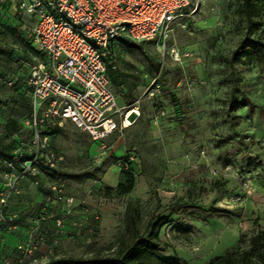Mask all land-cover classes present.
Listing matches in <instances>:
<instances>
[{"label":"rangeland","instance_id":"rangeland-1","mask_svg":"<svg viewBox=\"0 0 264 264\" xmlns=\"http://www.w3.org/2000/svg\"><path fill=\"white\" fill-rule=\"evenodd\" d=\"M6 1L0 2V21L7 24V29L0 24V49L16 45H11L10 61L0 53V140L14 141L13 155L22 152L28 158V118L20 120L19 132L9 137L3 126L10 115L18 116L11 109L14 88L26 83L30 63L18 66L14 60L25 54L32 64L40 56L34 44L33 49L26 47L9 31L14 25L11 15L19 14L23 21L32 18L17 8L20 0ZM240 4L190 0L181 19L184 26L173 27L164 48L156 42L137 43L140 48L117 42L112 47V70L135 89L133 99L144 98L155 79L162 89L155 97L140 98L134 104L138 114L130 116L132 124L103 141H93L68 121L42 133L47 150L62 158L57 168L63 193L73 202L50 204L49 186L56 178L40 172L33 186L44 197L23 216L22 242L34 228L35 253L48 259L115 256L134 236L145 234L150 221L163 216L167 222L159 232L162 249L157 253L163 260L204 264L249 246L252 234L264 228V48L259 45L264 43V0L252 26L242 18ZM242 40L257 48L229 63ZM5 73L11 83L1 77ZM8 168L0 161V211L16 218L10 207L20 185L16 192L11 186L21 170ZM129 172L132 188L120 193L117 186L128 184ZM56 218L63 219L60 227ZM0 240L2 255L16 262L19 250L6 248L1 234Z\"/></svg>","mask_w":264,"mask_h":264},{"label":"built area","instance_id":"built-area-1","mask_svg":"<svg viewBox=\"0 0 264 264\" xmlns=\"http://www.w3.org/2000/svg\"><path fill=\"white\" fill-rule=\"evenodd\" d=\"M189 6L190 0L18 2L17 8L35 17L21 23L20 30L42 56L29 65L27 80L31 95V112L27 117L32 134V148H28L30 155L24 159V154L19 152L13 160L3 162L14 170V162L22 160V169L12 180L11 188L15 192L20 177L30 176L34 178L33 184H38L36 177L42 170H48L56 174L54 184L49 186L52 191L50 204L71 205L73 198L64 195L63 178L57 168L62 158L60 154L47 150L42 139L44 128L60 127L68 121L93 141L100 142L130 126L132 112L138 114V111L117 105L105 58L117 42L123 45L156 42L164 48L173 27L182 25L181 19ZM172 53L178 57L175 48ZM161 89L155 79L147 88L146 96L155 97ZM0 200L3 202L4 198ZM13 219L0 211L2 227L15 229L16 226L11 224ZM62 222L61 218L55 219L57 227ZM33 231L34 228L26 242L18 246V260L13 262L3 258L1 264H41L48 260L46 255L35 253Z\"/></svg>","mask_w":264,"mask_h":264},{"label":"trees","instance_id":"trees-1","mask_svg":"<svg viewBox=\"0 0 264 264\" xmlns=\"http://www.w3.org/2000/svg\"><path fill=\"white\" fill-rule=\"evenodd\" d=\"M7 2V1H6ZM262 0H241L240 4V12L243 19H245L249 26L254 25L253 18L259 15L261 11ZM2 7V4H0ZM10 21L14 23L13 27H8L10 32L16 34L19 38H21L25 42L26 47L34 48L32 41L27 40L25 34L20 30V24L25 22L21 18H19V14H16L15 17L13 15L10 16ZM0 24L4 26V29H7V24L3 21H0ZM264 48V43L259 44ZM124 47L129 48H140L137 43H133L130 45H122ZM257 48L254 44L248 43L246 40H242L237 47H235L230 57L227 59L229 63L237 61L244 53L250 52L251 50ZM39 56H42L36 48H34ZM13 48H1L0 53L7 57V60L10 61L13 55ZM113 55H115L112 48L109 50L105 61L107 66V75L110 80V84L116 85L120 81L121 75L116 71L112 70L114 66L111 65L112 61L114 62ZM14 63H18L22 65L23 62H30L31 58L28 55L23 54L21 60H14ZM5 80L12 82V78L9 74H1ZM29 76H26V83L24 85L16 84L14 88L15 95L13 96V112L17 113V118L13 115L6 120L3 126V132L5 136L9 137L15 135L19 132L20 125L19 121L23 118H27L31 112V95L30 90L27 86V80ZM17 92V93H16ZM244 99L248 102L249 108L252 107L248 98L244 97ZM20 107V108H19ZM23 107V109H21ZM233 105L232 102L229 103L228 113H230ZM20 118V119H19ZM57 127V126H55ZM52 126H47L44 128L43 133L49 134L52 132ZM14 141L10 140L9 142H4L0 140V161H10L14 159L13 150H14ZM26 159V156H24ZM20 161L14 162L15 169H22L20 166ZM5 166V165H4ZM9 169V168H8ZM43 173L47 175H51L55 178V173L48 170H42ZM128 174V172H125ZM126 174V175H127ZM129 182L127 185L123 183H119L117 186V190L120 193L128 192L133 185L132 176L129 172ZM128 176V175H127ZM130 211V210H129ZM167 222V218L163 216H157L153 221H150L146 227V232L143 235H136L131 240L129 245L125 248L121 249L117 252L115 256L108 257H93L88 259H75L71 257H51L47 261L41 264H180L176 260H163L157 256V253L161 251V241L159 238V232L161 227ZM12 225H16L13 221ZM0 228L7 229L6 227H2L0 223ZM14 230V229H13ZM241 237L239 236L238 242L240 243ZM4 244L1 241V246ZM18 249V247H17ZM7 256L1 255L0 264L3 258ZM8 258V257H7ZM204 264H264V228H259L256 232L252 234L249 239V246L245 249H236L229 250L223 254L216 255L210 258Z\"/></svg>","mask_w":264,"mask_h":264},{"label":"crops","instance_id":"crops-1","mask_svg":"<svg viewBox=\"0 0 264 264\" xmlns=\"http://www.w3.org/2000/svg\"><path fill=\"white\" fill-rule=\"evenodd\" d=\"M30 18H32V20L35 19V17L32 16H30ZM11 45L15 46L16 44H10V47H12ZM30 64L31 63L26 64L27 70H29ZM111 88L116 96L117 105L119 107L134 108V110L137 111L134 104L140 101L139 99L141 98L140 97L141 95H139L138 97L135 96V98L133 99L132 96H134L135 89H132L131 87L129 88L126 85H124L121 79L118 84L116 85L111 84ZM147 99L149 98L145 96L144 98H141V101ZM18 183L20 185L19 186L20 193L13 198L11 202V204H13L12 205L13 207L10 208L13 212V215L16 216V218H14V221H16L15 224L19 221V226H16L14 230H10L9 232L6 230L5 231L2 230L0 232L1 236H3L4 238L6 248H9L11 251H16V253H17V247L25 242V241L22 242L24 238L23 236L24 234L21 232L23 226L25 227L26 225L23 216L25 214L32 213L34 211V209H31L32 208L31 205H33V202L38 201L40 199L42 200L44 197L42 193L39 191V189L33 186L31 179L27 177H20ZM13 232L14 234H12ZM1 255L2 252L0 249V257Z\"/></svg>","mask_w":264,"mask_h":264}]
</instances>
